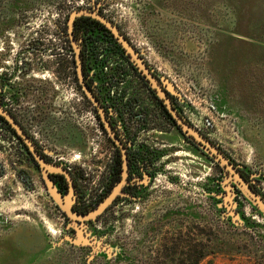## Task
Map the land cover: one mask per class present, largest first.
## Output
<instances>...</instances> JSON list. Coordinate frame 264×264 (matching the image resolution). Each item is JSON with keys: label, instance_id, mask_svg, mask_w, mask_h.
Wrapping results in <instances>:
<instances>
[{"label": "rangeland", "instance_id": "374dc122", "mask_svg": "<svg viewBox=\"0 0 264 264\" xmlns=\"http://www.w3.org/2000/svg\"><path fill=\"white\" fill-rule=\"evenodd\" d=\"M91 2L144 54L183 117L264 195V0H63L65 23ZM69 51L65 40L62 77H52L59 107L52 128L35 132L52 159L81 172L89 201L113 147L76 89ZM129 76L128 91L145 107V91ZM148 121L149 133L129 126L134 154L143 146L164 156L145 194L78 231L65 220L62 197L0 127V264H264V219L239 198L250 224L237 222L232 201L206 188L216 166L177 130Z\"/></svg>", "mask_w": 264, "mask_h": 264}, {"label": "flooded vegetation", "instance_id": "af4514ba", "mask_svg": "<svg viewBox=\"0 0 264 264\" xmlns=\"http://www.w3.org/2000/svg\"><path fill=\"white\" fill-rule=\"evenodd\" d=\"M78 11L98 14L119 30L157 81L171 107L186 124L195 129L180 113L174 95L152 70L144 54L132 44L127 34L104 14L103 7L99 3L96 5L95 2H91L85 6L77 7L66 17L65 23L63 0H0V109L13 118L41 158L49 164L63 168L69 174L74 186L75 203L72 206L74 212L89 213L111 193L121 181L122 159L121 149L108 137L96 107L86 98L79 84L72 42L79 49L84 83L99 103L105 119L127 155V177L126 183L120 190L121 194L94 221L75 222L76 227L92 225L120 201L138 202L140 197L145 194L153 178V165L164 156H161L162 152L148 150L143 146L139 151L143 152L142 155L134 154L132 151L134 136L131 137L129 126L132 125L136 133L137 131L138 133H149L153 131L154 126V123L150 124L148 121L151 116L155 117L157 122L160 120L162 126L177 130L189 147H194L216 166L219 175L214 179L218 180L219 184L220 182L223 184L224 198L227 204L232 201L235 209L240 211L239 198H241L250 206L249 199L243 194L239 184L232 176L225 173L208 151L182 133L180 127L176 125L166 110L163 101L157 96L156 90L151 87L118 40L102 23L89 16H78L73 22L70 37L67 21L73 12ZM65 40L71 50L68 54L75 70L76 89L91 106L93 118H95L101 133L113 147V157L109 161L103 178L98 180L97 185L91 182L94 188L89 190L91 196L89 201L84 200V195L78 184L79 177H82L81 172L78 170L74 172L67 167V161L62 157H58L57 160L52 159L50 154L43 151L41 143L38 142L40 136L35 132L37 130L42 133L43 129L46 132L48 128H52L50 126L53 122V112L59 108L55 104L57 88H53L52 77L55 81H59V78L62 77ZM53 59L56 63L55 67H52L48 62V60L52 62ZM129 74H132L136 83H139L147 95L145 107L138 96L135 93H130L126 87L130 79ZM0 127L7 131L35 169L41 172L23 139L1 116ZM195 130L229 160L251 189L264 200V195L256 184L258 181L251 179L246 171L228 158L214 142L197 129ZM145 156L146 158H144ZM49 182L64 200L69 188L66 178L60 174H52L49 175ZM64 217L66 221L73 224L65 214ZM260 217L264 219V217Z\"/></svg>", "mask_w": 264, "mask_h": 264}, {"label": "water", "instance_id": "95a60500", "mask_svg": "<svg viewBox=\"0 0 264 264\" xmlns=\"http://www.w3.org/2000/svg\"><path fill=\"white\" fill-rule=\"evenodd\" d=\"M89 16L96 20H98L100 23H102L112 34L113 36L118 40V42L121 44L122 48L126 51V53L129 55L135 66L138 68V70L143 74V76L146 77L148 82L150 83L151 87L156 90L157 96L163 101L166 110L172 117V119L176 122V125L180 127L182 133L189 137L192 141L196 142L199 146H201L203 149L209 152L210 155H212L218 164L223 168L226 174L232 176V178L239 184L240 189L242 190L243 194L248 198L250 201H252L257 208L264 214V200L260 195H258L256 192H254L249 184L240 176V174L235 170L233 165L229 162V160L217 150L216 147H214L208 140L203 138L195 129L190 127L188 124H186L176 113V111L171 107V104L169 100L167 99L165 93L162 91V89L159 87L157 81L152 77V75L147 70L145 64L142 62V60L137 56L135 50L130 46L128 41L123 37V35L119 32V30L113 26L110 22L106 21L104 18H102L100 15L95 13H90L87 11H78L73 12L67 21L68 26V32L71 37L72 32V25L76 17L78 16ZM72 47L75 52V63H76V75L77 79L79 81V84L82 87V90L86 96V98L91 101V103L96 107L98 114L100 116L101 122L104 126V129L106 130L108 137L114 142L120 149H121V159H122V173H121V181L119 184L111 191V193L105 197L102 202L92 211H90L87 214H78L73 211L72 206L75 203V194H74V186L73 182L69 176V174L61 167L52 165L47 163L43 158H41L36 150L33 144L27 139L25 134L22 132L21 128L14 122L13 118L7 114L5 111L0 109V116L3 117L7 123L15 130L17 135L23 139L25 142V145L28 148V151L31 153V155L34 157L35 161L37 162L38 167L40 168L43 176L45 179L49 182V175H63L68 184V193L66 194L64 198V203L62 204V210L65 216L73 222V228L78 231L75 227V222H87V221H94L99 215H101L106 208L113 202V200L120 195V190L123 187V185L126 183V177H127V155L125 153L124 148L118 141V139L115 137L114 133L111 130V127L108 123V121L105 119L104 113L99 105V103L95 100V98L92 96L90 91L88 90L87 86L84 83L82 68H81V61L79 56V49L75 45V43L72 42ZM81 233V231H79Z\"/></svg>", "mask_w": 264, "mask_h": 264}, {"label": "trees", "instance_id": "16d2710c", "mask_svg": "<svg viewBox=\"0 0 264 264\" xmlns=\"http://www.w3.org/2000/svg\"><path fill=\"white\" fill-rule=\"evenodd\" d=\"M113 47L114 45L111 44ZM90 72H92L93 70H89ZM146 158V156L144 157ZM58 178H60L58 176ZM220 185V187H219ZM208 193L212 196L214 195L215 197H218V200H220L221 202H225V193H224V189H223V184L218 180L215 179H211L209 184L206 186ZM248 201V200H247ZM248 203L250 204L251 208L255 211L256 214L264 217V214L256 207V205L252 202V201H248ZM234 213H232V215L235 217V219L237 220V222L239 223H248L250 224V220L246 219L243 214L237 209L233 210Z\"/></svg>", "mask_w": 264, "mask_h": 264}]
</instances>
